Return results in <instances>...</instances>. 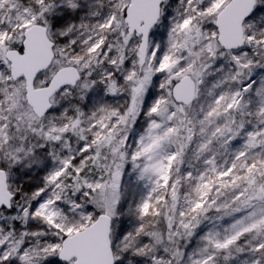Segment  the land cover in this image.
I'll list each match as a JSON object with an SVG mask.
<instances>
[{"label": "snow or ice", "instance_id": "6c2138e0", "mask_svg": "<svg viewBox=\"0 0 264 264\" xmlns=\"http://www.w3.org/2000/svg\"><path fill=\"white\" fill-rule=\"evenodd\" d=\"M0 264H264V0H0Z\"/></svg>", "mask_w": 264, "mask_h": 264}, {"label": "rangeland", "instance_id": "374dc122", "mask_svg": "<svg viewBox=\"0 0 264 264\" xmlns=\"http://www.w3.org/2000/svg\"><path fill=\"white\" fill-rule=\"evenodd\" d=\"M125 179H127V177H125Z\"/></svg>", "mask_w": 264, "mask_h": 264}]
</instances>
